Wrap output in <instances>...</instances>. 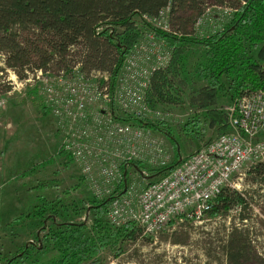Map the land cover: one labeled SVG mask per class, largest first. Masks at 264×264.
<instances>
[{"label": "rangeland", "instance_id": "rangeland-1", "mask_svg": "<svg viewBox=\"0 0 264 264\" xmlns=\"http://www.w3.org/2000/svg\"><path fill=\"white\" fill-rule=\"evenodd\" d=\"M242 2L243 0H184L181 5L172 4L165 9L158 21L144 18L150 27H142L141 20L137 18L138 26L143 28V36L151 33L153 28L178 36H204L222 30ZM23 39L38 41L37 35L32 32L24 33ZM41 39L45 40L40 42V47L46 55L44 53L42 56L32 57L30 67L34 69L30 70L29 67V72L43 66L47 56H50L48 43L51 38ZM170 51L173 56V49ZM186 53L189 71L187 79L182 76L171 82L166 91L167 101L149 98L157 116L138 122L141 127L151 131L160 143L157 155L144 153L148 160L143 159L140 163L141 179L134 172L129 177V182L135 181L138 189L167 175L170 167L179 165L204 144L223 133L218 125L211 126L206 109L190 105L191 95L205 88L207 83L195 75V64L200 60L202 48L189 47ZM255 54L256 50H253L251 55ZM90 56L91 51L78 45L75 52L67 56L66 61L64 57H52V62L48 61L51 62L48 68L54 73L65 66L64 62L71 66L78 62L85 65ZM164 64L166 65L165 62ZM0 67L5 69L4 74L0 73L3 74L0 75V98L5 101L0 109V171L4 170L0 173H6L0 177V184L7 188V193L0 200V207L5 212L0 217V264H48L58 258V249L54 241H51L54 232L73 230L75 227L86 237L110 229L118 234L116 247L106 246L96 262L90 260L83 264H228L222 244L235 230H238L236 236L243 240V246L247 249L238 264H264V181L256 185L255 173L250 174L255 172V167L259 164L244 167L233 180L242 193L249 194L248 209L243 211L247 221H240L241 212L236 211L229 217L212 219L207 216L202 224L179 218L157 236L145 235L142 231L140 238L132 243L125 240L123 227L115 229L111 226L107 206L100 210L93 208L91 202L95 197L92 186L84 182L81 170L74 161L60 154L61 135L55 117L44 109L45 96L41 82L33 79L23 88L9 93L6 91L9 86L5 82L10 77V72L14 71L7 68L1 55ZM86 68L87 72L94 70L88 63ZM237 99L232 85L223 77L215 109L218 113L228 115ZM148 124L154 127L151 128ZM226 131H232L229 124ZM32 167L35 168V174L38 170H44L45 179L43 176H33L40 182L49 183L48 187L52 189L50 194L42 189H35L36 192L29 194L25 192L26 188L35 185V178L23 177ZM263 168L259 167V170ZM53 176L58 179H53ZM39 197L52 202L54 207L53 210L46 208L43 217L35 218L33 216L36 210L41 212L45 205ZM135 225L140 228L137 223ZM46 236H49L47 242Z\"/></svg>", "mask_w": 264, "mask_h": 264}, {"label": "built area", "instance_id": "built-area-1", "mask_svg": "<svg viewBox=\"0 0 264 264\" xmlns=\"http://www.w3.org/2000/svg\"><path fill=\"white\" fill-rule=\"evenodd\" d=\"M166 46L151 32L135 43L116 74L87 72L78 62L54 73L51 68L26 71L24 79L10 72L5 82L9 93L33 79L41 82L45 108L61 135L60 152L78 166L94 197L107 201L109 223L116 229L137 223L149 236H157L179 218L204 223L224 189L241 192L233 180L242 169L264 163V91L249 92L229 109L232 131L207 142L146 187L138 189L135 181L129 182L132 172L141 179L134 164L148 160L144 153L160 151L153 133L138 122L157 116L149 91L155 72L172 63ZM4 105L0 98V109Z\"/></svg>", "mask_w": 264, "mask_h": 264}, {"label": "trees", "instance_id": "trees-1", "mask_svg": "<svg viewBox=\"0 0 264 264\" xmlns=\"http://www.w3.org/2000/svg\"><path fill=\"white\" fill-rule=\"evenodd\" d=\"M183 1L0 0V55L4 57L7 68L13 70L19 79H24L25 72L32 65V57L42 56L44 53L46 55L40 47V42L45 41L41 38L50 37V56H47V61L38 69H47L53 60L51 58L55 56L64 57L66 61L71 47L83 45L91 51L84 70L88 63L94 69L116 74L135 43L147 34L142 35L143 28L138 26L137 18L141 20L142 27H150L144 18L157 19L164 9L172 4L181 5ZM31 32L37 35L38 41L23 39L24 33ZM151 32L159 41L173 49V60L166 70L156 71L153 75L149 98L167 101L166 91L171 82L182 76L187 79L189 71L186 51L189 47L202 48L200 60L195 64V75L207 83L205 88L191 95L189 102L193 108L207 110L211 126L218 125L223 132L228 129V115L218 113L215 109L223 77L232 85L236 98L249 92L264 91V0H243L222 30L204 36H178L157 28H153ZM253 50H256L255 55H251ZM64 63L63 67L70 65ZM33 69L30 67V70ZM4 72L5 69L0 67V73ZM6 91L9 92L10 88H6ZM147 126L154 127L152 124ZM258 166L264 167V163ZM134 167L141 172L140 163L134 164ZM257 167L255 172L250 173H255L256 185L264 181V168L259 170ZM247 195L249 194L232 188L224 189L216 198L208 216L212 219L229 217L236 211L241 212L240 221H247V216L243 214L249 205ZM38 199L44 201L45 205L41 212L36 210L33 216L35 218L43 217L46 208L53 210L54 207L45 198ZM91 204L94 209L100 210L106 207L107 201L94 198ZM20 219L21 217L18 218ZM171 223L174 224L173 221ZM123 229L125 240L132 243L142 234V229L135 223H128ZM237 231L229 234L222 244L228 264L240 263L247 253L243 240L236 236ZM82 233L78 227L54 232L51 241H54L58 249V258L48 264H83L90 260L96 262L106 246H117L118 234L111 229L90 237ZM45 239L47 242L49 236Z\"/></svg>", "mask_w": 264, "mask_h": 264}, {"label": "crops", "instance_id": "crops-1", "mask_svg": "<svg viewBox=\"0 0 264 264\" xmlns=\"http://www.w3.org/2000/svg\"><path fill=\"white\" fill-rule=\"evenodd\" d=\"M34 170H35V168H31V169H29V171L27 172V175H25V176H23V177H27V179H29V178H35V185H33V186H30V187H28V188H26V190H25V192L27 193V194H29V193H32V192H36V190L35 189H39V190H45L46 192H48L47 194H50L51 192H52V189H49V187L48 186H50L49 185V183H47V184H45V181L44 182H40V180H37V178L35 177L36 175H38V176H43V179H45V177H44V170H43V172H42V169L39 171L38 170V173H34ZM2 171H4V170H1L0 172H2ZM26 173V172H25ZM3 175H6V173L5 172H3V173H0V177L1 176H3ZM30 175V176H29ZM33 175H35V176H33ZM29 176V177H28ZM53 179H58V177L56 176V177H54L53 176ZM42 180V179H41ZM25 184V183H24ZM23 184V185H24ZM55 185H56V183H54ZM8 187V186H7ZM6 186L5 185H2V184H0V200L2 201V199H3V195L5 194V193H7V192H5L6 191ZM54 193H55V190H54ZM53 193V194H54ZM1 201H0V204H1ZM1 206V205H0ZM3 208V207H2ZM2 208L0 207V217L2 216V215H4L5 214V212L2 210ZM4 212V213H3ZM22 255V254H21Z\"/></svg>", "mask_w": 264, "mask_h": 264}]
</instances>
